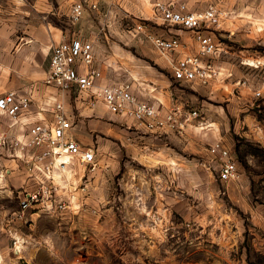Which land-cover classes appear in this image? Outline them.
<instances>
[{"label":"rangeland","instance_id":"1","mask_svg":"<svg viewBox=\"0 0 264 264\" xmlns=\"http://www.w3.org/2000/svg\"><path fill=\"white\" fill-rule=\"evenodd\" d=\"M78 1L72 8L71 25L82 20L84 13L79 21L73 20V9L83 5L88 11V22L100 25L99 38L106 36L105 44L101 40L98 43L100 59L106 47L114 55V72L109 75L148 61L149 55L163 57L149 36L176 33L171 29L177 27L164 24L154 15V5L161 0ZM163 1L185 2L192 11L217 7L225 15V29L214 32L224 52L231 47L242 50L240 45L233 46L230 42L227 32L232 23L230 10L241 8L244 1L255 7L260 3V0ZM241 13H236V17L242 16ZM254 49L263 54L264 44H256ZM207 91L195 98L200 102L195 105L201 107L207 119L218 116L226 120V100ZM79 96L83 101L85 95ZM192 129L189 135L170 133L158 137L125 120L122 127L92 122L91 147L96 150L98 166L90 173L88 168L78 166L88 173L87 178L81 179L82 186L88 185L84 194L86 215L62 218L27 213L17 224L24 243L20 259L3 228L4 219L21 209L18 199L21 190L14 187L20 183L9 177L1 178L0 172V252L6 264H264V254L254 247L251 250L246 245L227 251L231 237L227 236V229L232 232L235 229L230 220L231 208L236 212L237 207L228 201L215 163L207 155L210 140L205 139L204 144L200 140L203 138L200 132L208 130ZM242 131L241 127L238 134L233 128L229 131L238 145L244 141ZM236 147L232 149L245 166L244 151L264 160V151L252 142L242 143V154ZM215 192L219 193L216 198L212 197Z\"/></svg>","mask_w":264,"mask_h":264},{"label":"crops","instance_id":"2","mask_svg":"<svg viewBox=\"0 0 264 264\" xmlns=\"http://www.w3.org/2000/svg\"><path fill=\"white\" fill-rule=\"evenodd\" d=\"M77 2L79 1L0 0V97L9 92H17L20 95L30 94L33 101L31 111L22 116L23 118L14 127L10 126V118L0 113V135L7 132L14 136H27L29 124L53 122L54 115L48 110V106L58 100L65 102L67 116L74 124L72 136L84 149H95L91 147L92 122L122 127L125 120L138 129H144L131 119L112 114L102 100H98L92 107L86 93L77 89L64 93L45 83L52 48L75 38L94 42L96 56L94 67L102 73V77L98 80L99 85L131 83L139 100L155 104L164 110L177 106L184 110L201 111V107L196 106L200 102L195 98L200 97L201 93L208 92L209 89L210 94L226 100L230 116L227 114L226 120L218 116L211 119L203 117L209 128L205 129L208 131L200 132L201 138L203 137L200 140H203L204 144V140L208 138L211 142L210 146L222 142L230 148L236 157L240 174L237 181L219 182L226 190L224 192L230 204L237 207L236 212L231 208L233 216L230 220L235 229L233 232L227 229L229 232L227 236L231 235L227 241V251L238 250L240 246L247 245L249 249L253 250L254 247L255 251L264 254V160L256 154H248L244 151L247 159L245 166L238 161L232 149L237 146L235 149L242 154V143L252 142L258 149L264 151V76L261 74L264 73V53L260 54L254 49L256 44H264V0H260L258 7L244 1L241 8L230 10L232 23L228 25L230 29L228 28L227 32H230L232 45H240L242 50L236 51L233 47L227 48L225 52L222 50L215 60L216 65L222 70V77L209 85H203L199 81H178L175 78L174 64L186 56L196 54L200 48L193 33L180 26H171L177 27L171 29L172 32L176 31L175 34L161 36L178 37L181 40L180 48L171 53L169 58L149 55L148 61L137 62L130 68L116 71L114 76L109 75L114 72L115 58L112 51L106 47L100 59L101 49L98 43L100 40L106 43L104 42L106 36L101 38L98 36L100 25L88 22L87 10H84V16L77 25L74 23L71 25L72 8ZM256 11L258 15L255 16ZM240 12L242 16L236 17V13ZM154 15L158 17L155 5ZM217 37L216 35L215 38ZM250 59L253 61L251 62ZM188 89L197 93L194 94L193 91L188 93ZM255 91H261L263 96L257 98ZM79 94L85 95V101L81 100ZM220 124H225V127L220 128ZM240 127L243 129L244 141L238 145L229 135V131L233 128V132L238 134ZM192 128L197 127H190L186 135L193 132ZM144 130L155 136L158 134V137L173 133ZM20 155L18 152L0 153V172L4 173L1 178L9 177L20 183L18 187L14 185L15 189L32 191L36 185L25 174L24 163L18 158ZM207 155L210 159L209 153ZM78 166L77 162L72 164L66 175L64 195L69 210L65 214L39 210L37 214L62 218L70 216L82 218L86 215L87 199L84 198L81 190L84 173L78 169ZM218 194V192L212 193V197L216 198ZM16 214L18 212L4 219L3 228L4 233L11 240L10 245H13L14 253L20 259L24 243L17 224L22 219L17 218ZM9 231H13L20 239L19 252L15 249Z\"/></svg>","mask_w":264,"mask_h":264},{"label":"built area","instance_id":"3","mask_svg":"<svg viewBox=\"0 0 264 264\" xmlns=\"http://www.w3.org/2000/svg\"><path fill=\"white\" fill-rule=\"evenodd\" d=\"M155 12L165 24L194 32L200 44L196 54L186 56L174 64L175 78L178 81H199L203 85L220 79L222 70L215 60L222 49L214 31L223 30L225 15L213 5L202 11H192L187 3L181 1L157 2ZM83 13V5H76L73 9V20L79 21ZM149 38L164 57L169 58L171 53L181 46L178 37L150 35ZM95 60L92 41L75 38L55 45L52 48L45 83L64 93L73 89L86 93L92 107L98 100H102L112 114L131 119L140 127L155 133L173 132L184 136L192 126L201 130L209 128L198 109L184 110L173 106L164 110L155 104L139 100L131 83L99 85L98 80L102 73L94 67ZM255 95L261 98L263 93L255 91ZM32 106L30 94L9 92L0 97V113L10 118L11 127L16 126L22 116L31 111ZM48 110L54 115L53 122L29 124L27 136H14L7 132L0 135V153L21 154L18 158L24 163L25 174L36 185L32 191L19 192L21 209L16 214L19 219H24L29 212L39 210L65 214L69 210L64 195L66 175L72 164L77 162L88 168V173L94 172L98 166L96 150L82 148L73 138L74 124L67 116L65 102L55 101L48 106ZM209 155L215 163L221 182L239 180L237 160L230 148L222 142H217L209 147ZM88 173H84L82 179L87 178ZM87 189V184L81 187L84 194L88 192ZM9 232L15 249L19 252L20 239L13 231ZM0 264H6V259L1 253Z\"/></svg>","mask_w":264,"mask_h":264}]
</instances>
